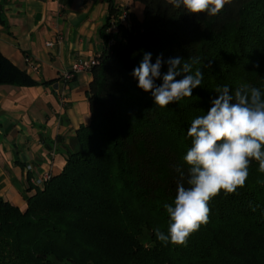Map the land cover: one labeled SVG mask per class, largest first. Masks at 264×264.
<instances>
[{
    "label": "trees",
    "instance_id": "1",
    "mask_svg": "<svg viewBox=\"0 0 264 264\" xmlns=\"http://www.w3.org/2000/svg\"><path fill=\"white\" fill-rule=\"evenodd\" d=\"M137 1L141 20L108 0L86 92L89 122L65 146L60 174L36 187L24 210L0 198V264H264V173L254 160L246 185L211 200L209 223L186 246H165L154 231L167 232L174 166L183 165L188 129L211 108L215 90L247 83L264 92V0H231L216 16L169 0ZM145 53L152 63L162 56L161 77L169 58H198L192 74L202 71L201 86L156 106L132 75ZM36 83L0 53V86Z\"/></svg>",
    "mask_w": 264,
    "mask_h": 264
},
{
    "label": "crops",
    "instance_id": "2",
    "mask_svg": "<svg viewBox=\"0 0 264 264\" xmlns=\"http://www.w3.org/2000/svg\"><path fill=\"white\" fill-rule=\"evenodd\" d=\"M110 1L142 19L139 1ZM107 15L108 0H0V53L37 82L0 86V198L20 210L34 180L60 174L65 146L89 122L91 72L62 76L101 53Z\"/></svg>",
    "mask_w": 264,
    "mask_h": 264
},
{
    "label": "clouds",
    "instance_id": "3",
    "mask_svg": "<svg viewBox=\"0 0 264 264\" xmlns=\"http://www.w3.org/2000/svg\"><path fill=\"white\" fill-rule=\"evenodd\" d=\"M169 2L190 14L216 16L231 0ZM163 63L162 56L152 63L151 53H145L132 72L137 86L151 92L160 108L192 97L193 89L201 86L203 79L199 68L192 74L198 58H169L167 72L161 77ZM182 74L183 78L177 79ZM161 78L162 83L157 85L155 80ZM215 91L218 96L211 108L191 122L187 133L191 147L183 156V165L174 166L178 176L176 196L172 204H164L170 217L167 232L160 227L154 230L165 246H186L189 237L209 223L211 200L221 191L236 194L246 185L253 160L258 162V171L264 173V92L247 83H239L234 89L225 85Z\"/></svg>",
    "mask_w": 264,
    "mask_h": 264
},
{
    "label": "built area",
    "instance_id": "4",
    "mask_svg": "<svg viewBox=\"0 0 264 264\" xmlns=\"http://www.w3.org/2000/svg\"><path fill=\"white\" fill-rule=\"evenodd\" d=\"M119 20L122 24H126L128 21V13L126 11L121 12ZM115 30H116L115 26H112L110 28V31H115ZM46 46L50 47L52 46V43H47ZM96 64H98V61L95 57L89 58L87 60H79L71 65L70 69L63 74L62 79L65 82H69L75 77V75L84 71H90L91 68ZM30 67L32 68V70H35V66H30ZM50 178H51L50 175H44L42 178L34 180L33 183L35 184L36 187L40 188Z\"/></svg>",
    "mask_w": 264,
    "mask_h": 264
},
{
    "label": "rangeland",
    "instance_id": "5",
    "mask_svg": "<svg viewBox=\"0 0 264 264\" xmlns=\"http://www.w3.org/2000/svg\"><path fill=\"white\" fill-rule=\"evenodd\" d=\"M141 241H142L143 244H147L148 245V243H149V242H147L146 240H143V239Z\"/></svg>",
    "mask_w": 264,
    "mask_h": 264
}]
</instances>
